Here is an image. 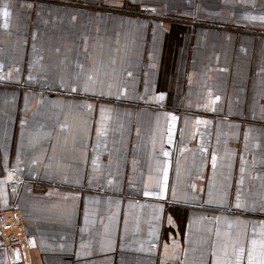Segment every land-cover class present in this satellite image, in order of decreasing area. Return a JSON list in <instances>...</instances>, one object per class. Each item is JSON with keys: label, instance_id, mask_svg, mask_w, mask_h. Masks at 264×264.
Wrapping results in <instances>:
<instances>
[{"label": "crops", "instance_id": "1", "mask_svg": "<svg viewBox=\"0 0 264 264\" xmlns=\"http://www.w3.org/2000/svg\"><path fill=\"white\" fill-rule=\"evenodd\" d=\"M261 17L264 0H0V208L30 264H213L264 240ZM164 168L166 199L146 197Z\"/></svg>", "mask_w": 264, "mask_h": 264}, {"label": "snow or ice", "instance_id": "2", "mask_svg": "<svg viewBox=\"0 0 264 264\" xmlns=\"http://www.w3.org/2000/svg\"><path fill=\"white\" fill-rule=\"evenodd\" d=\"M2 15L5 18V25L4 26L7 27V18L9 16V12L5 9L3 11ZM260 19L262 22H264V17H261ZM85 90H87V89H85ZM73 91H75V89H73ZM154 99L157 102L162 103L163 100L165 99V97L163 94H161L157 97H154ZM89 107H91V106H89ZM171 119L173 121H175L176 117L173 116ZM197 123H207V122L198 120ZM169 142H171V136H169ZM161 151L165 157L169 156V152L164 151L163 147L161 148ZM212 166H213V169H215L216 159L214 156L212 158ZM241 171H243V169H241ZM163 177H164L163 185L160 184L159 178H157L154 185L152 186L154 189H159V191H153V190L146 189L143 194L146 197L147 196H154L157 199H162V200L166 199V194L168 191V185H167L168 169L167 168L163 169ZM172 196H173V201H176L175 191H173ZM235 207L237 209L242 208V205L239 202V197H237V203H236ZM163 211H164L163 207H160L158 209L159 213H163ZM157 219L159 220V219H161V217L158 215ZM167 222L169 225L173 224L171 216L167 217ZM217 235H219V234L217 233ZM262 235H264V233H262ZM165 251L167 252V245H165ZM245 253L247 255V264H264V240L257 242L255 239H253L251 241V247L247 249V252L243 246L233 245L231 254H229L227 248H225L223 250V256L222 257L217 256V253L215 250L211 253V255L213 257H215L213 264H244Z\"/></svg>", "mask_w": 264, "mask_h": 264}, {"label": "built area", "instance_id": "3", "mask_svg": "<svg viewBox=\"0 0 264 264\" xmlns=\"http://www.w3.org/2000/svg\"><path fill=\"white\" fill-rule=\"evenodd\" d=\"M0 248L4 250L13 248L22 252L23 256L18 263L29 264L30 255L27 245V237L23 226L22 215L19 209L0 208Z\"/></svg>", "mask_w": 264, "mask_h": 264}]
</instances>
